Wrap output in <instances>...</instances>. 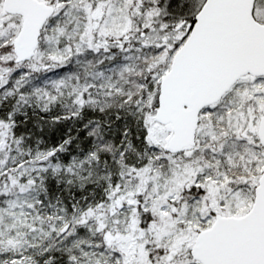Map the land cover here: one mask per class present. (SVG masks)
<instances>
[{
  "label": "snow or ice",
  "instance_id": "snow-or-ice-1",
  "mask_svg": "<svg viewBox=\"0 0 264 264\" xmlns=\"http://www.w3.org/2000/svg\"><path fill=\"white\" fill-rule=\"evenodd\" d=\"M0 264H264V0H0Z\"/></svg>",
  "mask_w": 264,
  "mask_h": 264
}]
</instances>
